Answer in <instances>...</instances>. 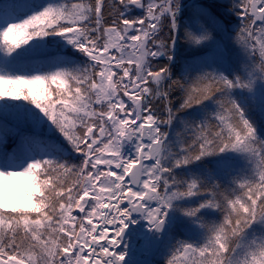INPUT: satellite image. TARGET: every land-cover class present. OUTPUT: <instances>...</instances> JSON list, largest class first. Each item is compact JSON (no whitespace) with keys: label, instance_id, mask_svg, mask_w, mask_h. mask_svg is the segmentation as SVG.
I'll list each match as a JSON object with an SVG mask.
<instances>
[{"label":"snow or ice","instance_id":"6c2138e0","mask_svg":"<svg viewBox=\"0 0 264 264\" xmlns=\"http://www.w3.org/2000/svg\"><path fill=\"white\" fill-rule=\"evenodd\" d=\"M138 253L264 264V0H0V264Z\"/></svg>","mask_w":264,"mask_h":264},{"label":"trees","instance_id":"16d2710c","mask_svg":"<svg viewBox=\"0 0 264 264\" xmlns=\"http://www.w3.org/2000/svg\"><path fill=\"white\" fill-rule=\"evenodd\" d=\"M188 1H190V0H184V2L185 3H187ZM221 2H223V0H212V2H211V4L212 3H221ZM192 3H196L195 1L194 2H192ZM191 3V4H192ZM197 3H199L198 1H197ZM202 4H210V3H208V2H203ZM214 11V10H213ZM18 38L19 39H22V35H19L18 36ZM31 43V42H30ZM22 47H24L23 45H22ZM189 55H190V53H189V51L185 48V49H181L180 51H179V53H178V56H179V59H180V61L182 62L185 58H187V57H189ZM34 90H37L35 87H34ZM11 141L9 142V149H11ZM12 195H13V197L16 199V201L17 202H19V203H26L27 201H26V198L21 194V193H19V194H14V193H12Z\"/></svg>","mask_w":264,"mask_h":264},{"label":"rangeland","instance_id":"374dc122","mask_svg":"<svg viewBox=\"0 0 264 264\" xmlns=\"http://www.w3.org/2000/svg\"><path fill=\"white\" fill-rule=\"evenodd\" d=\"M196 2L197 3V1L200 3V4H202L203 2H208V3H210L211 4V2H212V0H193V2ZM19 36V35H18ZM18 36L16 37V39H19L18 38ZM12 193H14V194H19V192L18 191H15V190H13V192ZM148 256V254H140V253H138L137 254V259H144V258H146ZM157 256V255H156ZM154 258H155V255H154ZM157 260L158 261H160L161 260V257L158 255L157 256ZM154 261H156V260H154ZM157 262V261H156Z\"/></svg>","mask_w":264,"mask_h":264}]
</instances>
